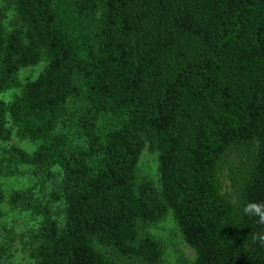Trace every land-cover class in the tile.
<instances>
[{
  "label": "trees",
  "instance_id": "16d2710c",
  "mask_svg": "<svg viewBox=\"0 0 264 264\" xmlns=\"http://www.w3.org/2000/svg\"><path fill=\"white\" fill-rule=\"evenodd\" d=\"M6 1L18 25L0 14V94L20 91L0 98V165L52 184L45 203L8 197L42 215L32 264H167L141 229L169 211L192 264H264V0ZM7 117L32 152L1 146ZM146 144L159 190L137 175Z\"/></svg>",
  "mask_w": 264,
  "mask_h": 264
},
{
  "label": "rangeland",
  "instance_id": "374dc122",
  "mask_svg": "<svg viewBox=\"0 0 264 264\" xmlns=\"http://www.w3.org/2000/svg\"><path fill=\"white\" fill-rule=\"evenodd\" d=\"M0 14L6 29L18 25L12 3L0 0ZM45 65L46 61L41 60L36 65L21 68L16 75L17 81L22 85L28 80H34L43 71ZM19 91V87L6 90L0 94V98L8 102ZM7 124L12 129V136L9 141L1 142L2 147L15 145L28 152L36 148V143L21 139L15 134V129L8 117ZM55 170L58 172L57 180H59L61 171L58 168ZM137 175L139 179H148L154 187L160 189L158 151L152 150L147 144L139 155ZM220 181L222 191L229 194L231 190L225 169L221 171ZM51 189L52 184L49 181H42L34 174L30 166L21 165L17 173L9 174L0 165V192L3 195L0 200V264H32L28 251V235L38 228L42 220V215L31 208H24L21 205L12 207L8 202L10 193L13 191L29 193L32 203H45L48 201ZM61 206V203L51 202L52 214L60 225L63 223ZM141 232L157 238L162 243L163 259L167 264L193 263L196 257L195 250L184 240L170 211L160 221L142 227ZM119 263L140 264L136 260Z\"/></svg>",
  "mask_w": 264,
  "mask_h": 264
},
{
  "label": "clouds",
  "instance_id": "9594fccd",
  "mask_svg": "<svg viewBox=\"0 0 264 264\" xmlns=\"http://www.w3.org/2000/svg\"><path fill=\"white\" fill-rule=\"evenodd\" d=\"M246 211H247V209H246ZM262 222H264V217H262Z\"/></svg>",
  "mask_w": 264,
  "mask_h": 264
}]
</instances>
